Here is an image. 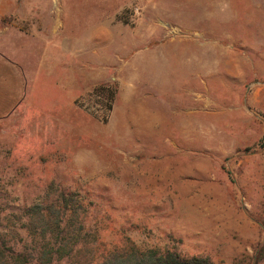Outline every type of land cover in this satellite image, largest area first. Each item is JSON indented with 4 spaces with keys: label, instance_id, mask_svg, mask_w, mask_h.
I'll use <instances>...</instances> for the list:
<instances>
[{
    "label": "rangeland",
    "instance_id": "1",
    "mask_svg": "<svg viewBox=\"0 0 264 264\" xmlns=\"http://www.w3.org/2000/svg\"><path fill=\"white\" fill-rule=\"evenodd\" d=\"M6 3L1 50L24 96L0 121V236L23 251L18 218L63 191L88 244L59 264L129 242L264 264V0ZM157 58L176 72L154 94Z\"/></svg>",
    "mask_w": 264,
    "mask_h": 264
},
{
    "label": "trees",
    "instance_id": "2",
    "mask_svg": "<svg viewBox=\"0 0 264 264\" xmlns=\"http://www.w3.org/2000/svg\"><path fill=\"white\" fill-rule=\"evenodd\" d=\"M74 193L59 191L50 204L36 203L18 218L24 231L23 251L13 248L14 234L0 236V264H59L77 259V248L88 244L83 225L86 208ZM264 231V221L262 222ZM13 244V245H10ZM264 258V243L258 249ZM85 258V257H84ZM77 262V261H76ZM89 264H212L207 259L187 258L177 251L158 248L142 249L129 242L115 251H101L98 257L86 259Z\"/></svg>",
    "mask_w": 264,
    "mask_h": 264
},
{
    "label": "crops",
    "instance_id": "3",
    "mask_svg": "<svg viewBox=\"0 0 264 264\" xmlns=\"http://www.w3.org/2000/svg\"><path fill=\"white\" fill-rule=\"evenodd\" d=\"M6 7H7L6 0H0V21L3 18L9 17L11 14H13V10H6ZM1 35H3V30H0V38H1ZM1 45H2V42H0V121L15 111L18 105L22 102L23 96H24L23 95L24 94V89H23L24 87L23 86V73L24 72L21 66L17 62H15L12 58H10L7 54H5L1 50ZM192 52L194 53V51ZM155 53H156L155 55L158 57L157 49L155 50ZM180 53L181 52L178 49L175 54L172 52V55H174L175 57H178ZM221 54L223 55L225 53H221ZM202 55H205V54H202ZM194 56L196 59L195 64L201 63V62H204V63L210 62L209 60L210 53L206 54V56L202 59H199L196 57V56H199L197 53H194ZM256 56L257 58L252 61V68H254L255 66L258 67L260 60L262 64L264 63V55L259 56L258 53H256ZM142 57H140L138 60L144 61ZM259 57H260V60H259ZM150 61L151 63L147 64ZM145 62L147 64L146 66L147 75H148L147 78H149L150 80L148 81V84H150V87L154 90V94L155 93L157 94L156 90L158 86L160 87L161 85H164V81L175 80L174 75H175L176 69L174 66H171V64L164 63V62L163 64H160L159 58L155 59V61L152 59L150 60L145 59ZM183 63L184 62H181V65L184 66V68H186L187 65L185 66V64ZM153 66L155 69L154 72L151 69ZM193 66L190 69H193ZM258 78L264 79L262 77L257 76L254 80V83H256V85L264 86L260 84L259 82H256ZM175 95H178V94H175ZM144 96H145V93H144ZM169 96L171 98L173 96V92L171 95L165 96V98L166 97L169 98ZM163 98L164 96L162 97L161 102L163 101ZM161 119L162 117H155V120L157 121L154 124L155 127Z\"/></svg>",
    "mask_w": 264,
    "mask_h": 264
}]
</instances>
